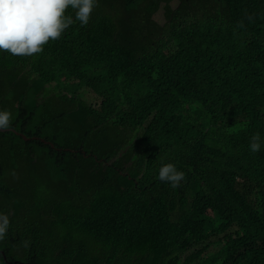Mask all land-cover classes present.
Wrapping results in <instances>:
<instances>
[{
	"label": "trees",
	"instance_id": "16d2710c",
	"mask_svg": "<svg viewBox=\"0 0 264 264\" xmlns=\"http://www.w3.org/2000/svg\"><path fill=\"white\" fill-rule=\"evenodd\" d=\"M65 14L43 52L0 51L13 116L0 264H264V0H98L87 25ZM154 47L169 56L135 90ZM72 139L88 161L64 153ZM166 163L185 174L176 189L158 179ZM68 164L87 168L74 184Z\"/></svg>",
	"mask_w": 264,
	"mask_h": 264
},
{
	"label": "clouds",
	"instance_id": "9594fccd",
	"mask_svg": "<svg viewBox=\"0 0 264 264\" xmlns=\"http://www.w3.org/2000/svg\"><path fill=\"white\" fill-rule=\"evenodd\" d=\"M97 6L98 0H0V51H6L18 57H31L34 54H39L43 52L45 44L50 40L60 39L64 31L73 23V17L65 14L67 9L74 10L76 21H79L81 25H87L94 8ZM154 48L160 49V57L156 58L153 63L145 65L141 69V74H132V84L135 90L143 85L139 76H147L149 69L154 67L155 72L152 78H155L160 73L157 69L158 61L169 56V49L164 52V47ZM91 92L97 98L100 97L93 90ZM84 102L93 109L98 107L89 104L85 99ZM12 121L11 112L0 110V132L9 130L12 127ZM79 128L84 129L83 125H80ZM81 138L86 142L84 137ZM66 144L67 142L64 146ZM77 144L78 139L70 140L67 146L72 147V149L65 147L64 153L72 151L78 162L88 161L89 152L82 151L81 153ZM53 147L55 148L54 144ZM249 147L252 152L261 150V137L258 133L251 138ZM85 170H87L86 166L83 169H76L74 164H68L64 172V179L74 184ZM158 179L176 189L185 179V174L179 171L174 164L166 163L159 168ZM9 225L8 216L0 213V242L5 240ZM23 247L27 249L29 243L25 241Z\"/></svg>",
	"mask_w": 264,
	"mask_h": 264
},
{
	"label": "rangeland",
	"instance_id": "374dc122",
	"mask_svg": "<svg viewBox=\"0 0 264 264\" xmlns=\"http://www.w3.org/2000/svg\"><path fill=\"white\" fill-rule=\"evenodd\" d=\"M155 22H157L158 24H164L165 23V16H164V8H161L160 11H158L156 13V15L154 16ZM81 93H83V98L92 105H101L102 104V98L101 97H96L92 94L91 90L84 87V89L81 91ZM215 251V248L212 247L210 248L206 253L207 255L213 253Z\"/></svg>",
	"mask_w": 264,
	"mask_h": 264
}]
</instances>
